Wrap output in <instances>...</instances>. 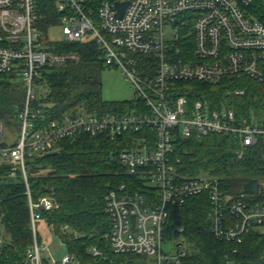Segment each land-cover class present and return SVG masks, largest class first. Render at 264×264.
<instances>
[{
	"label": "built area",
	"instance_id": "1",
	"mask_svg": "<svg viewBox=\"0 0 264 264\" xmlns=\"http://www.w3.org/2000/svg\"><path fill=\"white\" fill-rule=\"evenodd\" d=\"M253 1L56 0L64 37L51 41L40 27L39 0H0V72L14 75L25 90L17 140L7 138V125L0 118V164L9 165L12 176L19 172L28 188L35 241L26 264H82L70 254L60 261L45 256V262L47 246L37 240L39 222L43 210L53 211L59 203L52 194L33 200L27 163L29 157L57 151L58 142L80 134L108 133L115 138L140 133L134 146L109 156L143 185L157 188V198L129 190L124 183L108 192L109 242L115 253L147 254L153 257L150 264L180 263L188 253L183 242L170 241L173 252L163 247L172 224L170 210L204 193L211 202L209 220L219 240L241 243L251 229H264V177L257 194L235 193L215 176L180 175L175 160L178 134H236L243 146L264 136L263 124L239 122L226 103L191 104L187 95L174 92L178 81L249 77L264 82V22L248 13ZM119 2H127L122 16ZM89 37L96 40L106 63L121 69L132 82L143 107L105 114L78 112L37 126L43 111L38 96L43 71L80 58L74 50L59 49V43ZM148 62L153 72L143 74L141 64ZM234 90L245 93V88ZM176 229L183 232L184 226ZM93 250L102 254L96 247Z\"/></svg>",
	"mask_w": 264,
	"mask_h": 264
},
{
	"label": "trees",
	"instance_id": "2",
	"mask_svg": "<svg viewBox=\"0 0 264 264\" xmlns=\"http://www.w3.org/2000/svg\"><path fill=\"white\" fill-rule=\"evenodd\" d=\"M39 5L40 27L45 31L58 22L56 0H39ZM248 11L264 22V0H254ZM58 48L74 50L80 58L43 71L38 91L43 111L36 119L37 126L62 121L66 115L78 112L105 114L143 107L138 99L110 101L103 97L102 72L113 65L106 63L93 37L60 42ZM141 65L143 74L153 72L149 62ZM10 76L14 78L0 72V118L6 125L9 119L21 125L18 113L25 90L19 79L15 78V83L7 78ZM237 87L245 88V93L236 94ZM174 92L187 95L191 104L197 100H207L215 106L226 103L234 109L239 122L264 125V82L249 77L218 82L178 81ZM140 135L126 133L112 138L108 133L80 134L58 142L57 151L27 160L33 200L52 194L59 203L53 211L43 210V222L65 244L66 254L82 264H150L153 260L147 254L115 253L109 242L112 219L106 211V197L111 189L124 183L129 190L158 197L157 188L143 185L109 156L134 146ZM175 142L180 175L215 176L226 190L258 193L264 177V136L249 146H243L236 134L222 133L178 134ZM10 173L9 165L0 164V264H26L35 241L28 188L19 172L15 176ZM210 212L207 193L192 196L170 210L172 224L165 241L176 240L175 245L186 242L188 253L180 263L168 264H264L263 228L251 229L241 243L219 240L212 231ZM176 225H183V232L177 231ZM37 240L45 244L39 230ZM94 247L102 254H95Z\"/></svg>",
	"mask_w": 264,
	"mask_h": 264
},
{
	"label": "rangeland",
	"instance_id": "3",
	"mask_svg": "<svg viewBox=\"0 0 264 264\" xmlns=\"http://www.w3.org/2000/svg\"><path fill=\"white\" fill-rule=\"evenodd\" d=\"M50 27V26H49ZM45 30L51 41H61L64 37L62 26L58 22ZM7 76V75H6ZM5 77V74H4ZM11 81H15V78L7 77ZM103 82V97L110 101H123V100H135L138 95L132 82L126 79L121 69L116 66L106 67L102 72ZM11 118V117H7ZM21 133V125L13 119L7 121V138L14 140L19 137ZM11 169V168H10ZM39 232L44 237L45 246L47 249L43 251L46 256L54 257L56 260H62L63 256L67 253L65 244L61 239L41 220L39 222ZM187 243H184L186 246ZM165 251L173 252L174 244L170 241H165L163 244Z\"/></svg>",
	"mask_w": 264,
	"mask_h": 264
},
{
	"label": "water",
	"instance_id": "4",
	"mask_svg": "<svg viewBox=\"0 0 264 264\" xmlns=\"http://www.w3.org/2000/svg\"><path fill=\"white\" fill-rule=\"evenodd\" d=\"M127 5V2H119V16H122L124 10H125V7ZM182 242H179L178 245H181Z\"/></svg>",
	"mask_w": 264,
	"mask_h": 264
}]
</instances>
